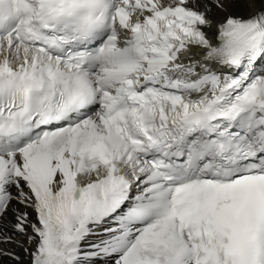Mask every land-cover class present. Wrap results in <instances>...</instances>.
Listing matches in <instances>:
<instances>
[{
	"label": "snow or ice",
	"instance_id": "snow-or-ice-1",
	"mask_svg": "<svg viewBox=\"0 0 264 264\" xmlns=\"http://www.w3.org/2000/svg\"><path fill=\"white\" fill-rule=\"evenodd\" d=\"M256 3L0 0V244L29 264H264Z\"/></svg>",
	"mask_w": 264,
	"mask_h": 264
},
{
	"label": "bare ground",
	"instance_id": "bare-ground-1",
	"mask_svg": "<svg viewBox=\"0 0 264 264\" xmlns=\"http://www.w3.org/2000/svg\"><path fill=\"white\" fill-rule=\"evenodd\" d=\"M264 8V0H257V3L255 5V9ZM253 9V11L255 10ZM245 16L251 14L248 11H245L243 13ZM13 207L21 212H27L29 214V220L34 222V212L31 208H26L23 205L17 204L16 202H13ZM13 221L12 214H9V216L3 221L7 225L6 231L8 234L13 235V240H20L23 244V247H30L26 242V237L18 236L13 234L12 228H11V222ZM30 231V230H29ZM0 249H3L5 251H10L14 253L16 256L20 257V261L17 262V264H29V255L25 251H23V248L15 243L10 244H0ZM0 264H14V260L12 257L8 256H0Z\"/></svg>",
	"mask_w": 264,
	"mask_h": 264
}]
</instances>
